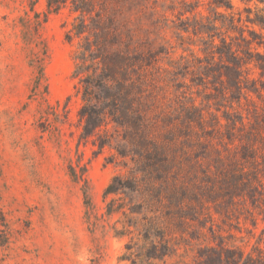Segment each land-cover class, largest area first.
<instances>
[{"label": "rangeland", "instance_id": "obj_1", "mask_svg": "<svg viewBox=\"0 0 264 264\" xmlns=\"http://www.w3.org/2000/svg\"><path fill=\"white\" fill-rule=\"evenodd\" d=\"M179 1H150L138 10L144 41L153 50L163 47V53H159L148 70L153 72L157 84L154 93L158 107L164 108L165 113L178 107L182 100L175 83L164 76L169 59L181 54L187 58L192 54L205 56L198 41L182 46L174 26L186 16L209 14V0H199L194 12L183 15L179 13ZM231 2L232 8L224 12L245 19L250 8L251 16L256 12L264 15V2L260 0ZM173 3L176 8L172 11L168 5ZM32 5L39 15L38 30L48 54L45 62L48 95L44 96L49 103L58 106L55 108L63 110L65 107L67 117L57 123L56 128L48 130L40 126L45 98L30 96L34 69L30 65L29 47L22 38L21 21L26 11L33 15ZM72 19L68 8L48 10L46 0H0V264H198L199 248L215 243L209 227L224 236L227 245L246 252L258 248L264 255V89L261 98L249 92L248 99L242 98L240 104L233 101L230 107V100L222 99L211 85L207 92L212 95L207 98L203 87L193 83L190 76H179L178 81L185 84L182 91L186 90L187 95L192 92L193 103L203 108L207 131L200 138L206 148L194 147L199 155L197 166L185 170L190 176L184 180L189 188L187 201L192 204L189 213L193 215L186 225V240L178 242L176 250L161 260L145 261L135 255L137 251L126 256L131 251L126 248L131 237L140 244V235L133 227L131 233H116L129 223L128 216L121 212L108 215L105 209L111 199L117 205L123 196L111 194L104 199L103 192L115 174H126L127 169L119 156L111 157L114 150L105 147L97 153L91 139L79 138L77 112L81 100L75 95L76 79L72 76L75 41L66 39ZM245 24L246 36L249 30L264 35V28L259 25ZM182 34L187 36L185 32ZM189 35L198 39L192 33ZM251 47L252 51L264 54V46L253 44ZM260 71L253 62L248 65L247 75L261 80L258 85L264 83ZM226 110L242 114L244 127L240 132L243 135L245 131L255 135L251 142L260 164L256 171L259 182L253 180L257 188L252 190L253 201L245 194L247 190L233 196V201H229L223 190L226 187L222 184L223 171L220 172L223 167L217 165L216 157L221 156L228 162L240 159L241 145H247L244 136L240 141L226 134L225 125L215 124L212 115L224 124ZM237 125L240 126L239 122ZM240 132L234 131V136ZM78 162L86 166V182H76L70 176L69 165L76 166ZM249 169V166L244 168L253 175ZM205 174L214 177L211 187L202 181ZM228 182L231 185V181ZM193 183H197L196 187ZM207 186L213 192L208 193ZM260 196L262 200H257Z\"/></svg>", "mask_w": 264, "mask_h": 264}, {"label": "trees", "instance_id": "obj_2", "mask_svg": "<svg viewBox=\"0 0 264 264\" xmlns=\"http://www.w3.org/2000/svg\"><path fill=\"white\" fill-rule=\"evenodd\" d=\"M150 1L157 0H46L48 10L68 8L73 14L66 39L75 41L72 76L76 79L75 95L81 100L77 112L79 138L91 139L92 145L97 146V153L105 147L114 150L111 157L119 156L127 169L126 174H115L105 187L104 199L111 194L123 196L117 205L113 199L107 202L105 212L108 215L121 212L128 216L129 223L116 233H131V227L137 230L141 243L133 241L132 236L126 245L131 251L126 256L137 251L135 255L145 261L163 259L176 250L178 242L186 240V225L193 215L189 213L192 204L187 201L189 188L184 180L190 176L185 170L198 164L199 155L194 147L206 148L200 141L207 133L203 108L193 103L192 92L187 95L186 90L182 91L185 84L178 81L179 76H190L193 83L203 87L207 98L212 95L207 92L211 85L222 99L230 100V107L233 101L240 104L242 98L248 99L249 92L261 98L264 89L263 82L257 84L261 80L247 75L248 65L252 62L264 75V54L251 49L253 44L264 46V35L255 30H249V36L244 34L247 22L264 28V15L256 12L251 16L248 8L243 19L241 15L224 12L232 8L231 0H209V14L186 16L174 26L182 46L198 41L205 56L192 54L187 58L181 54L169 59V68L163 70L164 76L175 83V90L182 100L179 108L165 113L164 108L158 107L154 93L157 84L153 72L148 70L159 53H163V47L151 49L142 38L139 25L138 10ZM179 2V13L183 15L194 12L199 0ZM168 6L172 11L176 8L174 3ZM30 10L33 15L26 11L21 21L22 38L29 47L30 65L34 69L30 96L45 98L44 94L48 95L47 47L39 34V15L33 5ZM189 33L198 39H193ZM45 101L46 108L40 116L42 130L56 128L57 123L67 118L65 107L60 110L47 98ZM212 116L216 125H225L227 135L240 141L244 136L247 140V145H241L240 159L231 162L221 156L215 159L217 165L223 167L220 171H223L222 184H226L223 190L229 201H233V196L241 195L243 189L253 201L252 190L257 189L253 180L259 182L256 171L260 164L251 142L255 135L252 131L241 133L244 120L238 111H224V124ZM195 127L198 130H194ZM236 130L241 132L234 136ZM230 136L227 137L231 140ZM246 166L252 169L253 175L244 170ZM85 170L86 166L79 162L76 166L69 165L70 176L76 182L85 181ZM202 181L211 187L214 177L205 174ZM210 187L205 188L209 189L208 193L213 192ZM259 198L262 200L261 196L257 200ZM86 204L89 206L88 200ZM209 230L215 243L199 248L198 264H264V255L258 248L246 252L227 245L225 237L216 234L212 227ZM176 231H179L177 236Z\"/></svg>", "mask_w": 264, "mask_h": 264}]
</instances>
